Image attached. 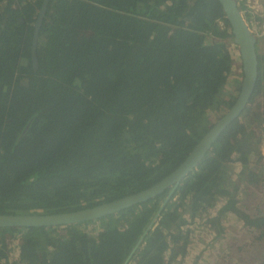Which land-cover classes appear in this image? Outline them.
Instances as JSON below:
<instances>
[{"label": "trees", "instance_id": "1", "mask_svg": "<svg viewBox=\"0 0 264 264\" xmlns=\"http://www.w3.org/2000/svg\"><path fill=\"white\" fill-rule=\"evenodd\" d=\"M42 3L0 0V214L73 212L146 190L184 161L210 113L234 104L224 91L238 56L217 0H48L34 70ZM259 96L264 68L246 108L170 196L85 224L0 228V264L18 234L23 264H123L139 240L128 264H165L170 246H187L178 212L193 218L221 200L214 220L233 212L264 226L235 200L239 183H264L248 168L253 124L264 133Z\"/></svg>", "mask_w": 264, "mask_h": 264}, {"label": "rangeland", "instance_id": "2", "mask_svg": "<svg viewBox=\"0 0 264 264\" xmlns=\"http://www.w3.org/2000/svg\"><path fill=\"white\" fill-rule=\"evenodd\" d=\"M238 4H241V0ZM250 9H256L262 17L259 20L256 18L251 22L249 27L257 38V56H258V72L264 68V32L260 28L264 23V9H257L254 0L250 1ZM239 4V6H240ZM260 4H258L259 6ZM2 6H0V9ZM248 10L247 12H251ZM256 16V15H254ZM250 17V15H249ZM257 17V16H256ZM247 20V18H246ZM257 25H256V24ZM232 52L237 55L235 47L230 45ZM241 70L239 58L236 59L233 65L232 74L228 80V85L225 87L224 100L231 102L238 95L239 82L241 84ZM236 84V85H235ZM255 104L262 103L264 106L263 96H259L254 100ZM253 106V105H252ZM261 109H258L260 112ZM224 111V110H223ZM219 113H210L207 117V124L214 125L220 117L227 111ZM252 124L253 122L250 121ZM243 140L240 139V146H245ZM251 145L254 150L249 155L248 168H257L264 174V133L258 125L253 124V134L249 136ZM233 163L228 162L227 165L231 169L234 177H237L239 164L235 162V156L232 158ZM252 166V167H250ZM264 175H262L263 178ZM238 190L235 192V200L237 201L238 209L243 210L244 214L250 219H264V183L258 188H252L245 182L239 183ZM224 201L218 202L215 209L208 212H195L192 218L189 212H178L181 219L186 223L180 228L181 235L187 236V246L185 252L173 255L172 247L167 251V257H172V264H264V226L249 227L242 217L233 212H224L218 220L213 218L218 217V210L223 207ZM99 228V226L97 225ZM87 231L93 233L94 228H87ZM176 229H173L175 231ZM97 231V230H95ZM172 231V230H171ZM172 231V232H173ZM176 234V233H174ZM21 235H14L7 238L5 243L7 246V255L9 261L6 264H23L16 259L18 245L20 244ZM170 252V253H169Z\"/></svg>", "mask_w": 264, "mask_h": 264}, {"label": "water", "instance_id": "3", "mask_svg": "<svg viewBox=\"0 0 264 264\" xmlns=\"http://www.w3.org/2000/svg\"><path fill=\"white\" fill-rule=\"evenodd\" d=\"M221 6L225 19L230 27L233 43L237 50L241 70V85L239 93L231 108L218 121L210 127L207 133L198 141L184 161L168 176L150 188L128 195L117 200L102 203L90 208L73 212L57 214H0V228L30 229V228H57L95 222L100 219L124 212L132 207L143 204L170 189L169 196L175 191L180 183L194 171L206 154L211 150L216 140L224 130L235 121L246 108L253 95L258 77L257 38L249 27L244 12L239 8L237 0H217ZM48 0H43L34 25L32 38L31 61L34 70L37 66L36 45L38 30L46 13ZM249 24V25H248ZM167 202L164 200L162 207ZM158 214L153 219H158ZM154 222L146 229L150 230ZM145 232V233H146ZM144 233V235H145ZM140 241L135 245L131 254L123 264H128L131 256L137 249Z\"/></svg>", "mask_w": 264, "mask_h": 264}, {"label": "crops", "instance_id": "4", "mask_svg": "<svg viewBox=\"0 0 264 264\" xmlns=\"http://www.w3.org/2000/svg\"><path fill=\"white\" fill-rule=\"evenodd\" d=\"M250 1L251 0H241V4L239 3L241 5L240 9L244 12L245 17L248 18L247 21L249 24H251V22L249 21V18L253 21L256 18V16H254V15L258 14V12L255 8L251 10L250 6L249 5L247 6L248 2H249V4H251ZM254 2L257 5V9H259V8L264 9V0H254ZM258 4H260V5L258 6ZM248 10H251V12H247ZM249 15H250V17H249Z\"/></svg>", "mask_w": 264, "mask_h": 264}, {"label": "flooded vegetation", "instance_id": "5", "mask_svg": "<svg viewBox=\"0 0 264 264\" xmlns=\"http://www.w3.org/2000/svg\"><path fill=\"white\" fill-rule=\"evenodd\" d=\"M237 2H238V1H237ZM248 4H249V2H248ZM238 6H239V4H238ZM247 6H248V5H247ZM239 8H241V5L239 6ZM255 14H256V13H255ZM256 16H257L256 19L258 18L257 20H259V19L261 18V16H260L259 14H256ZM19 23H23L22 20H19ZM255 24H256V23H255ZM256 25H257V24H256ZM138 247H139V245H138ZM164 263H165V264H172V262L170 263V258L167 257V254H166L165 257H164Z\"/></svg>", "mask_w": 264, "mask_h": 264}, {"label": "built area", "instance_id": "6", "mask_svg": "<svg viewBox=\"0 0 264 264\" xmlns=\"http://www.w3.org/2000/svg\"><path fill=\"white\" fill-rule=\"evenodd\" d=\"M260 28H262V30L264 31V23L261 24ZM262 34H264V32H262ZM8 261H9V260H8ZM8 261H7V262H8Z\"/></svg>", "mask_w": 264, "mask_h": 264}]
</instances>
